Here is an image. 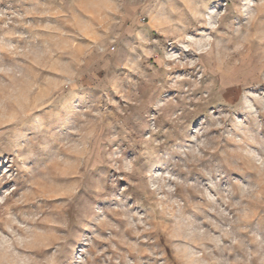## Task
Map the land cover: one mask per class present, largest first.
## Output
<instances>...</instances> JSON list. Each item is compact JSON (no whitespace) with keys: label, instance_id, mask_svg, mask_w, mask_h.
I'll list each match as a JSON object with an SVG mask.
<instances>
[{"label":"rangeland","instance_id":"obj_1","mask_svg":"<svg viewBox=\"0 0 264 264\" xmlns=\"http://www.w3.org/2000/svg\"><path fill=\"white\" fill-rule=\"evenodd\" d=\"M0 264H264V0H0Z\"/></svg>","mask_w":264,"mask_h":264}]
</instances>
